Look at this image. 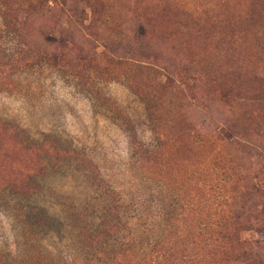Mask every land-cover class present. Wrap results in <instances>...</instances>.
<instances>
[{
  "label": "rangeland",
  "instance_id": "obj_1",
  "mask_svg": "<svg viewBox=\"0 0 264 264\" xmlns=\"http://www.w3.org/2000/svg\"><path fill=\"white\" fill-rule=\"evenodd\" d=\"M0 264H264V0H0Z\"/></svg>",
  "mask_w": 264,
  "mask_h": 264
}]
</instances>
